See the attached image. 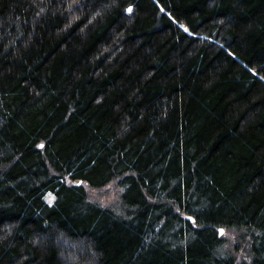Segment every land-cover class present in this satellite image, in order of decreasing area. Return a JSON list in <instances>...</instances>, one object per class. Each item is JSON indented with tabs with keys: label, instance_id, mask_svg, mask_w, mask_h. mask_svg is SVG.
<instances>
[{
	"label": "trees",
	"instance_id": "16d2710c",
	"mask_svg": "<svg viewBox=\"0 0 264 264\" xmlns=\"http://www.w3.org/2000/svg\"><path fill=\"white\" fill-rule=\"evenodd\" d=\"M0 264H264V0H0Z\"/></svg>",
	"mask_w": 264,
	"mask_h": 264
},
{
	"label": "rangeland",
	"instance_id": "374dc122",
	"mask_svg": "<svg viewBox=\"0 0 264 264\" xmlns=\"http://www.w3.org/2000/svg\"><path fill=\"white\" fill-rule=\"evenodd\" d=\"M117 189L113 184H107L99 188H87V195L89 200L98 203L112 204V200L116 196Z\"/></svg>",
	"mask_w": 264,
	"mask_h": 264
},
{
	"label": "snow or ice",
	"instance_id": "6c2138e0",
	"mask_svg": "<svg viewBox=\"0 0 264 264\" xmlns=\"http://www.w3.org/2000/svg\"><path fill=\"white\" fill-rule=\"evenodd\" d=\"M128 11H129V12L132 11L131 7L128 8ZM186 30H187V29H186ZM78 183H82V181H78ZM220 233H221V235H223V234H224V229H220Z\"/></svg>",
	"mask_w": 264,
	"mask_h": 264
}]
</instances>
